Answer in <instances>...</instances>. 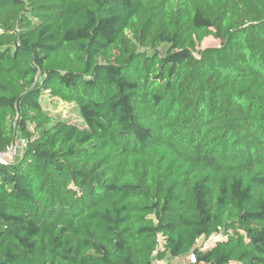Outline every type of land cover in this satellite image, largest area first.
<instances>
[{"label": "trees", "instance_id": "16d2710c", "mask_svg": "<svg viewBox=\"0 0 264 264\" xmlns=\"http://www.w3.org/2000/svg\"><path fill=\"white\" fill-rule=\"evenodd\" d=\"M18 138L0 264H264V0H0Z\"/></svg>", "mask_w": 264, "mask_h": 264}, {"label": "built area", "instance_id": "2783aa9c", "mask_svg": "<svg viewBox=\"0 0 264 264\" xmlns=\"http://www.w3.org/2000/svg\"><path fill=\"white\" fill-rule=\"evenodd\" d=\"M27 146V140L24 138H18L15 142H13L11 145L7 147L5 150H0V161L2 162H8L9 161V156L14 155L16 156L19 152H21L25 147ZM218 230L220 232H215L208 237H200L197 242L198 245L204 248H211L216 240L222 235L223 232L221 227H218ZM188 259L190 260L191 263L196 262V258L194 253H191L188 256Z\"/></svg>", "mask_w": 264, "mask_h": 264}, {"label": "rangeland", "instance_id": "374dc122", "mask_svg": "<svg viewBox=\"0 0 264 264\" xmlns=\"http://www.w3.org/2000/svg\"><path fill=\"white\" fill-rule=\"evenodd\" d=\"M220 41L218 39H216L213 36H209L207 39H205L202 44L200 45V48H206L209 46H219ZM16 118H17V114H6V123H8V125L11 128H15L16 126ZM20 135V132L17 133V137ZM164 262V261H161ZM158 263V262H157Z\"/></svg>", "mask_w": 264, "mask_h": 264}, {"label": "crops", "instance_id": "0c3cea01", "mask_svg": "<svg viewBox=\"0 0 264 264\" xmlns=\"http://www.w3.org/2000/svg\"><path fill=\"white\" fill-rule=\"evenodd\" d=\"M17 156H18V155H17ZM8 158H9L10 161H13V160L16 159V156H14V155H10Z\"/></svg>", "mask_w": 264, "mask_h": 264}]
</instances>
